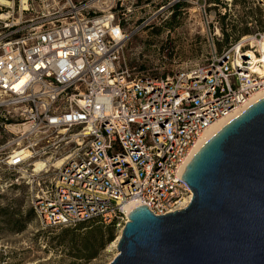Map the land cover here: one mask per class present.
I'll use <instances>...</instances> for the list:
<instances>
[{
	"label": "built area",
	"instance_id": "1",
	"mask_svg": "<svg viewBox=\"0 0 264 264\" xmlns=\"http://www.w3.org/2000/svg\"><path fill=\"white\" fill-rule=\"evenodd\" d=\"M127 1L20 0V17L43 6L34 23L20 35L0 28V127L12 133L0 165L33 186L45 227L126 220L131 200L155 215L181 210L201 133L264 90V25L187 69L139 74L124 55ZM251 2L264 23V0Z\"/></svg>",
	"mask_w": 264,
	"mask_h": 264
},
{
	"label": "rangeland",
	"instance_id": "2",
	"mask_svg": "<svg viewBox=\"0 0 264 264\" xmlns=\"http://www.w3.org/2000/svg\"><path fill=\"white\" fill-rule=\"evenodd\" d=\"M127 2L133 12L121 21L127 34L124 55L139 74L167 75L187 69L210 58L214 45L222 51L264 25L260 9L251 0ZM31 6L20 17V0H15L14 16L1 20L0 28L10 24L5 29L19 35L29 29L33 16L43 9L39 4ZM10 11V6L0 5V13ZM11 134L1 126L0 144ZM15 175L0 165V264H109L113 260L117 253L113 242L125 226L124 218L45 227L31 202L33 186L12 181Z\"/></svg>",
	"mask_w": 264,
	"mask_h": 264
},
{
	"label": "water",
	"instance_id": "3",
	"mask_svg": "<svg viewBox=\"0 0 264 264\" xmlns=\"http://www.w3.org/2000/svg\"><path fill=\"white\" fill-rule=\"evenodd\" d=\"M181 178L193 192L187 208H135L109 264H264V97L208 140Z\"/></svg>",
	"mask_w": 264,
	"mask_h": 264
},
{
	"label": "bare ground",
	"instance_id": "4",
	"mask_svg": "<svg viewBox=\"0 0 264 264\" xmlns=\"http://www.w3.org/2000/svg\"><path fill=\"white\" fill-rule=\"evenodd\" d=\"M23 6H27L26 5V0H23ZM1 4H6L8 6H11V2L8 0H0ZM11 15L9 13H3L1 19L3 20H8V18H10ZM119 34H122V32H119ZM259 46L261 48V50L264 52V40L260 41ZM28 75L27 73H25L24 75L20 76V80L16 79V82L14 84L15 88H19L20 86H22V84L27 81L28 79ZM262 97H264V90L255 94L245 105L241 106L240 108H238L236 111H234L232 114L226 116V117H222L220 119H218L217 121H215L212 125L209 126V128H207L204 132L201 133L200 137L198 138V140L196 141L195 145L192 147L189 156L186 159V162L183 166V168H186L187 165L189 164V162H191V160L193 159V157L195 156V154L199 151V149L208 141L210 140L220 129H222L225 125H227L230 121H232L234 118H237V116L244 112L248 106H251L252 104L256 103L258 100H260ZM26 127H29L26 126ZM14 128V127H13ZM25 154H28L30 151H25ZM62 163V160H58L56 165H59ZM44 165L43 161H39L36 163V167L39 169ZM191 197V196H190ZM190 197L185 198L184 200H182L181 204H180V209H184L187 208L189 202H190ZM127 206H125V212H126V220L129 221V214L137 207H139L141 205V203L137 200H131L129 202L126 203ZM125 221V224L126 222ZM125 226H123L124 228ZM123 228L121 229L119 235L117 236V239L113 242V246L117 247L118 241L121 238V234L123 231ZM117 254V253H116Z\"/></svg>",
	"mask_w": 264,
	"mask_h": 264
},
{
	"label": "trees",
	"instance_id": "5",
	"mask_svg": "<svg viewBox=\"0 0 264 264\" xmlns=\"http://www.w3.org/2000/svg\"><path fill=\"white\" fill-rule=\"evenodd\" d=\"M98 220V222H101V223H103L102 221H100L98 218H95V219H92V220H88V221H85V222H91V221H97Z\"/></svg>",
	"mask_w": 264,
	"mask_h": 264
}]
</instances>
